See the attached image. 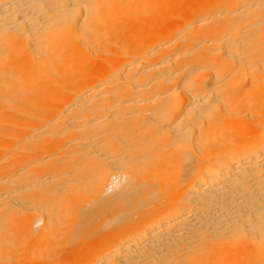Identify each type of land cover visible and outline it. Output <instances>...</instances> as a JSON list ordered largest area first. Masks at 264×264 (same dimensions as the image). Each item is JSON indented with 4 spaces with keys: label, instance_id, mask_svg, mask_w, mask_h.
Segmentation results:
<instances>
[{
    "label": "bare ground",
    "instance_id": "obj_1",
    "mask_svg": "<svg viewBox=\"0 0 264 264\" xmlns=\"http://www.w3.org/2000/svg\"><path fill=\"white\" fill-rule=\"evenodd\" d=\"M0 264H264V0H0Z\"/></svg>",
    "mask_w": 264,
    "mask_h": 264
}]
</instances>
